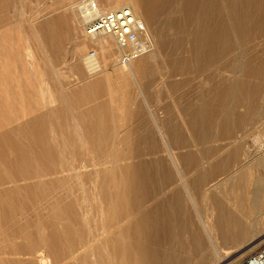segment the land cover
I'll return each mask as SVG.
<instances>
[{
  "label": "rangeland",
  "instance_id": "374dc122",
  "mask_svg": "<svg viewBox=\"0 0 264 264\" xmlns=\"http://www.w3.org/2000/svg\"><path fill=\"white\" fill-rule=\"evenodd\" d=\"M60 1L0 0V126L5 124L4 121L8 123L5 128L21 125L23 114L37 108L34 106L37 102L34 95L38 93V106L45 103L48 110L59 112L50 116L45 123L47 141L55 142V149L59 148L57 152L61 159L72 162L70 164L76 170L72 171L69 180L62 183L64 189L71 188L73 192L72 210L66 208V201L69 200L59 203V208L53 211L48 209L51 198L49 193L46 197L42 196L44 198L28 193L25 198L30 201L28 208L22 215L12 219V225L27 224L29 230L42 231L44 235L55 226L62 239L60 246L72 242L69 256L86 254L85 261L79 257L76 262L72 260L71 264H116L121 261L119 251L116 252L112 243L99 242V238L105 236L106 231L114 232L115 227L132 218L134 212L137 216L139 213L147 214V228L143 238L148 264H187L185 261L188 264H211L208 260L202 262L203 257L197 251L187 253L188 245L187 250H183L180 244L191 240L192 235L198 231L202 236V246L207 248L208 243L197 216L206 217L211 214L212 200L225 202L229 198L241 197L239 191L245 188L244 175L247 174H237L236 171L238 167L251 162L257 150L262 148L261 140L256 137L264 127V96L261 97L264 94V0H150L156 26V31L154 29L150 33L153 39L156 36L157 42L160 41L161 53L141 81V89L132 80L120 76L122 66L117 64L118 50L112 39L108 38L114 47L113 60L102 68V75H90L84 62L79 65L74 55L73 40L78 37L89 41L91 38L84 36L74 17L76 11L71 10L77 0H70L73 5L60 4ZM101 7L107 9L105 3ZM66 14L73 19H57ZM92 49L89 46L83 56H90L91 51H94ZM4 71L6 75H2ZM2 76L9 83L4 82ZM28 81L31 89L26 86ZM218 84L224 93L231 85V93L223 96L228 98L224 104L228 112L219 113L220 108L214 97V106L209 111L206 109L205 116L200 106L205 103L203 99L208 89L211 93L216 90L220 94V88L216 89ZM15 87L22 89L19 92L23 96L26 90H30L35 100L31 103L25 97L23 101L20 100ZM58 91H62L65 96H59L61 93ZM3 93L9 96V103L5 96L2 97ZM253 102L258 103L256 115H249L248 119L240 123L247 103L251 105ZM92 108L98 111L93 118L100 121L98 134L102 138L99 139L106 141L107 155L114 145L121 159L119 164L135 163L148 168V179L141 187L142 194L148 200L141 203L138 209L135 208L131 216L120 215L127 203L115 195V190L119 189L121 195L123 189L126 191L131 186V194L136 195V175L133 179L127 178L118 169L112 172V177H104L101 173L100 176L94 175L101 167L96 163L102 161V156L88 142L87 121L90 120L82 122L77 117ZM22 110L25 112L22 113ZM196 113L205 116L203 124L206 135L202 140L200 134L203 124L201 118H195ZM153 118L167 129L174 128L177 132L174 136L173 133L168 136L169 147L178 155L180 171L186 179L189 193L197 203V211L192 208L188 193L182 188L178 173L162 146ZM227 127L234 128L229 136L223 134ZM128 131L131 134L130 140L124 144L122 137ZM130 142L134 145H130ZM122 152L126 153V157ZM89 160L92 162L89 163ZM82 161L85 162L84 166ZM47 170L44 166L45 176L42 179L49 188L50 184H57L45 172ZM12 172L15 173L13 169ZM75 172L80 176H73ZM229 178V184L223 185ZM245 178L248 180V175ZM251 178L255 180L256 176ZM63 191L60 188V195ZM177 203L184 206L182 216ZM243 205L247 206V203ZM9 224H2L0 230ZM247 237L239 246L264 240L261 234ZM262 245L264 242L241 259L231 257L223 264H239ZM205 252L206 256L211 255V251ZM44 253L49 255L52 264L68 258H56L52 248ZM100 256L103 261L99 260ZM199 256L202 258L199 259ZM16 257L26 261L29 256Z\"/></svg>",
  "mask_w": 264,
  "mask_h": 264
},
{
  "label": "bare ground",
  "instance_id": "6f19581e",
  "mask_svg": "<svg viewBox=\"0 0 264 264\" xmlns=\"http://www.w3.org/2000/svg\"><path fill=\"white\" fill-rule=\"evenodd\" d=\"M98 2L100 5L105 3L108 9L115 8V7L126 4L130 6L134 14L146 24L149 31L151 30L154 31V29L156 31V26L153 21L154 11L150 4V0H102V1L98 0ZM65 3H70L69 5L74 4V3H71L70 0L60 1V4L66 5ZM72 7L73 6H70V8ZM71 10L73 11L74 7ZM73 12H75V10ZM67 14L58 16L57 19L65 21L69 17L72 18L71 16L67 17ZM74 17L79 24L80 22L78 20L77 14H75ZM3 20L5 19H2V21ZM76 21H75V24H76ZM77 28L79 30L78 26ZM155 37L156 36H154L155 47L151 53L142 56L141 58H139L138 60L130 64L129 66L122 67L119 70V74L122 78L127 79V80H132L140 89H141L140 87L141 81L149 73V70L151 69V67L156 63V61L160 57V53H161L160 41L157 42ZM77 38H74L73 43H74V53H75L74 55L76 59L78 60L79 65L81 66V64L84 62L88 70V74L90 75L91 74H95V75L101 74L104 71L102 68L108 62L113 60L114 47L110 42L111 40H109L112 38L111 37H97V38L88 39L89 41L77 39ZM157 39H159L158 35H157ZM89 46H91L93 48L92 50H94L95 52V55L92 58H90V56L88 57L83 56V53L88 49ZM9 52L7 53L9 54ZM27 55L29 56L30 54H27ZM98 55H100V58L98 57ZM29 57H31V55ZM9 58L11 57L9 56ZM47 65L49 66V64ZM11 72L14 73L13 71ZM41 72L42 71H40L39 73ZM5 73L6 72L4 71L2 75H4ZM2 77H3L2 78L3 81L5 82L6 80H4V76ZM13 79L14 77L12 78V81ZM6 83H9V81L8 82L6 81ZM16 83H18L17 79H16ZM19 84L18 85L16 84L17 87L20 86ZM26 86L28 87V89H31L30 87L31 83L29 81L27 82ZM17 87H15L16 88L15 90L18 89L16 94L17 96H19V98H21L20 100L23 101V97L27 99L28 103L29 102L31 103L33 102V100H35L34 99L35 97H33L34 93L30 92V90H26L23 96V93H21V91L19 92V90H22V89L17 88ZM3 88L4 87H2V89ZM217 88H220L221 90L220 94L219 92H215L216 90H212L214 91V93H211L210 92L211 90L208 89L206 98L203 99L205 103L201 104L200 109L202 110L203 113H205V116L207 113L206 109L209 111L214 106V103L212 102L214 97H216L215 103H218V107L220 108L219 113L228 112L227 111L228 109H225L226 107L224 106L228 98L227 96L226 97H223V96H225V93L226 94L231 93V89H232L231 85H229V87L226 88L225 93H224V89H222V86L220 84L216 86V89ZM3 90L4 92L6 91L5 88ZM59 92L61 93V95L59 94V96L61 97L62 95L63 97L65 96V94H63L62 91H58V93ZM9 94H10V91H9ZM37 94L34 95L36 96V99H37V102H35L34 106H36L37 108H35L28 114H25L24 113L25 111L22 110L23 111L22 113L24 114L22 116L21 125L17 126L16 128L15 127L5 128L8 126L7 125L8 123L4 121L5 124L1 123L2 126H0V227L2 224H6L7 222H10L9 226L7 225L4 228L2 227L3 229L0 230V233H2V235L0 236V264H52V261L50 260L49 255H45L44 253L47 250H50V248H52L55 251L56 258L64 257V259H66L65 257H68L66 261H62V259L61 261L60 259L59 261L57 260L56 264H71L72 260H75L76 262L79 259V257H81L83 261H85V257H86L85 253H83V255L76 256L73 254L69 256L71 249H72V244H71L72 242H70L69 244H66V246H60L62 239L60 237L58 230L55 228V226L51 227L50 233H46L44 235L42 231L40 232L38 230L37 231L29 230L27 224L25 225L17 224L13 226L12 225L13 222H11L13 221L12 219L15 216L22 215L24 213V210L25 211L27 210L28 208L27 205L29 204L30 201L29 199H25V198L27 197L28 193L29 194L33 193L35 195H41L40 196L41 198L46 197V194L49 193L51 195V198H50V203L48 205V209L50 210H53V211L57 210V208H59V203L63 202L64 200H69V201H66L67 210L73 209V202H72L73 192L71 191V188L69 190L64 189L62 187L63 186L62 183L65 182V180L67 181L70 179L72 175V171H74L75 169L72 168L71 166L72 164H70L72 162L61 159L60 153L57 152L59 148L56 147L58 150L55 149L56 143L54 142L55 144L54 145L53 143H50V141L48 142L47 141L48 136L46 137V134H45L46 133V130H45L46 121H48L50 116L56 115L59 112L57 110H48L47 104H45L44 102L42 106H38L39 104H38ZM11 95L13 96V94ZM40 95L44 97V94L41 93ZM3 96H5L6 102L9 103V100H10L9 96L4 95V93L2 97ZM262 96H264V94H262L261 97ZM54 101L55 100H51V102H54ZM257 111H258V103L254 104L253 102L251 105H248L247 103L245 113L240 118L239 122L243 123L244 119L246 120V118L249 115H256ZM96 114H98L97 109L92 108V109H87L83 111V113L81 112L79 116H77L79 117V120H81L82 122L87 121L86 119L90 120V121H87V123L89 122L87 125V133H88L87 139L93 148L99 150L100 156H102V161L100 163L98 162L99 164L96 163V165H101V167L98 168L99 170L97 169V171L94 172V175L100 176V173H101L104 177H107L111 175L115 169H118L120 173L122 175L124 174L125 176H127V178L133 179L134 176L136 175L135 177L138 180L136 195L133 196L131 194L132 192V189H130L131 186L127 187L126 191L123 189L121 192V195L119 194L120 193L119 189L115 190V195L118 198L120 197L121 200H126V203H127V206L123 208L120 215H122L123 217L125 216L127 217V215L131 216V213L135 211V208L140 206L141 203L148 200V197L146 195H143L142 190H141L142 185L145 184L146 180L148 179L147 178L148 174L146 172L148 168L146 166H143L142 164H135V163L119 164L118 162L121 159H119L118 152L114 149V145L111 148V150L108 151V155H107L108 149H106V141H101L99 139V137L102 138L101 135L98 134V131L100 130L98 128L100 125V121L95 120L93 118ZM195 115H196L195 118L196 117L199 119L201 118L202 124H203L205 120L204 119L205 116H203L201 113H199V115H197L196 113ZM204 124L203 126H201V130H202L200 134L201 140L204 139L203 137L206 135L205 134L206 131H204L205 129ZM154 125L156 128L157 134L162 140V146L165 148V151L169 155L170 162L172 163L174 169L178 173V179L180 181V184L182 188L186 190L185 192L188 193V197L192 205V208L196 209L197 211V208H198L197 203L194 200L193 196L189 193L186 182H185L186 179L183 173L180 171V167H179L180 160L178 158V155L177 153H174L169 147L170 140L168 136L172 133H173L172 135L174 136V133L176 134L177 132L174 128L167 129L168 127L163 126V124L158 122L156 118L154 119ZM77 126H78L77 123H75L76 129H77ZM233 130L234 128L227 127L223 130V134L226 136H229ZM130 135H131L130 131L126 132V134L123 135L122 142L124 144L127 143L128 140H130L129 139ZM256 138L258 140H261V146L262 148H264V127H262V129L259 130V133H257ZM130 145L133 146L134 144L130 142ZM262 148H259L257 150V154L255 155V157L252 159L251 162H249L246 165H242L240 168L238 167V170L236 171L237 174L246 173L248 175V180H245L246 179L245 177H247V175H244L245 176L244 181L246 182H245V185L244 184L243 185L245 188L242 189L241 187H239L241 188V190L238 188V191L240 190L239 192L241 194V197H235V199L229 198L225 202L212 200L210 201V207L212 210L211 214L206 217L200 216V215L197 216L199 217V223L201 224V227L204 231V235L208 243L207 248H204L202 246L203 245L202 236L198 234V231H196L192 235L191 240H189L186 243L183 242L180 244L181 249L187 250L186 245H188L187 253L191 251H195V252L197 251L203 257L202 258L199 256V259L202 258L201 259L202 262H204V260H208V263H211V264H223L227 262L231 257L241 259L246 253L253 250L260 243L264 242V240L261 239L262 241L260 242L259 241L257 242V240H255L247 244L246 246H243V247L239 246L241 241H243V239L247 236L252 237L257 234L264 235V151H262ZM103 149H106V151L103 152L104 151ZM122 153L126 157V153L124 152ZM108 157H110V159ZM182 157L183 156H181V158ZM184 157L186 158V154ZM91 162L89 160V163ZM92 163L95 164L94 161ZM81 164H83L84 166L85 162L83 163L82 161ZM44 166L48 169L45 172L51 175L54 179V182L59 186V193L57 192L58 190L57 185L50 184L48 188L47 183L44 182V180L42 179V177L45 176L43 173ZM12 169L15 171V173L12 172ZM100 170H102V172H100ZM254 175L256 176L255 180L251 178ZM73 176L79 177L80 175L77 172H75L73 173ZM234 176L235 175H233V177ZM240 178L242 177L240 176ZM229 182H230V178L228 182L227 181L224 182L223 185L225 183L229 184ZM233 183H234L233 185L235 186L234 181ZM237 184L239 183L237 182ZM60 188L64 190L62 192V195H60L61 193ZM216 191L218 190L216 189ZM234 191L235 189L233 190V192ZM236 194L237 193L235 191V195ZM243 203H247V206L243 205ZM177 205L179 207V214L180 216H182L185 211L184 206L181 205L180 203H177ZM146 215L147 214L142 215L139 213L137 216L136 212H134L132 218L128 219L122 225L115 227L114 232L106 231L107 234L106 235L104 234L105 236H102L101 239L99 238V242L112 243V245L116 249V252L119 251L121 261H119L120 259L118 258L119 262H116V264H148L147 262L148 256L146 253V248L144 247L145 240L143 238L144 233H145V228H147L146 223H147L148 218ZM93 245H96V244H93ZM93 245H91V249H93ZM94 248L96 247L94 246ZM205 249L211 251L210 253L211 255L206 256L207 252H205L206 251ZM66 254L67 256H65ZM18 255H25V256L27 255L29 257H27V260L25 261L24 259L20 257H16ZM99 258H100L99 259L100 261H103L101 259L102 258L101 256ZM185 262L188 264L187 261Z\"/></svg>",
  "mask_w": 264,
  "mask_h": 264
},
{
  "label": "built area",
  "instance_id": "2783aa9c",
  "mask_svg": "<svg viewBox=\"0 0 264 264\" xmlns=\"http://www.w3.org/2000/svg\"><path fill=\"white\" fill-rule=\"evenodd\" d=\"M74 10L84 36L88 38L111 37L116 44L117 64L127 67L154 50V39L146 24L132 8L121 5L103 9L98 0H77ZM95 55L91 51L90 58ZM239 264H264V245L243 258Z\"/></svg>",
  "mask_w": 264,
  "mask_h": 264
}]
</instances>
